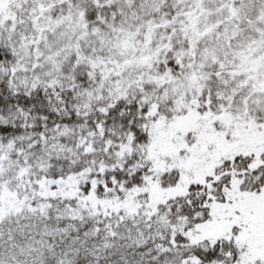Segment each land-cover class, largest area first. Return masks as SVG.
<instances>
[{
    "label": "snow or ice",
    "instance_id": "snow-or-ice-1",
    "mask_svg": "<svg viewBox=\"0 0 264 264\" xmlns=\"http://www.w3.org/2000/svg\"><path fill=\"white\" fill-rule=\"evenodd\" d=\"M0 264H264V0H0Z\"/></svg>",
    "mask_w": 264,
    "mask_h": 264
}]
</instances>
